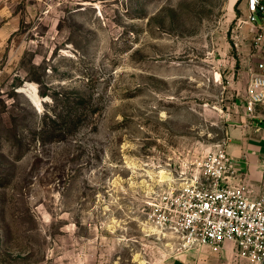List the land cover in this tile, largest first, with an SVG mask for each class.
<instances>
[{
	"label": "rangeland",
	"instance_id": "374dc122",
	"mask_svg": "<svg viewBox=\"0 0 264 264\" xmlns=\"http://www.w3.org/2000/svg\"><path fill=\"white\" fill-rule=\"evenodd\" d=\"M247 17L246 0H0V264L181 254L149 203L251 124L262 55ZM78 94L95 114L53 134ZM53 109L61 122L46 127ZM208 250L252 264L230 243Z\"/></svg>",
	"mask_w": 264,
	"mask_h": 264
},
{
	"label": "built area",
	"instance_id": "2783aa9c",
	"mask_svg": "<svg viewBox=\"0 0 264 264\" xmlns=\"http://www.w3.org/2000/svg\"><path fill=\"white\" fill-rule=\"evenodd\" d=\"M246 7V23L259 31L255 48L262 56L250 69L244 109L252 122L258 121L256 131H260L264 117L257 115V108L264 105V0H246ZM228 142L203 158L197 175L170 185L152 199L149 222L176 235L182 253L203 247L217 252L230 243L239 258L264 264V156L262 191L257 192L237 170L226 150Z\"/></svg>",
	"mask_w": 264,
	"mask_h": 264
},
{
	"label": "crops",
	"instance_id": "0c3cea01",
	"mask_svg": "<svg viewBox=\"0 0 264 264\" xmlns=\"http://www.w3.org/2000/svg\"><path fill=\"white\" fill-rule=\"evenodd\" d=\"M264 117V114H258ZM258 121L251 122V126L244 125L241 131L233 133L226 150L236 163V168L245 175V182L254 186L257 192H261L262 171L261 160L264 156V121L260 131H256ZM242 177V176H241ZM236 183V180H230ZM203 247L198 250H191L179 254L170 264H230L229 261L222 262L221 259L231 257L227 251L214 254ZM224 260V259H222Z\"/></svg>",
	"mask_w": 264,
	"mask_h": 264
},
{
	"label": "trees",
	"instance_id": "16d2710c",
	"mask_svg": "<svg viewBox=\"0 0 264 264\" xmlns=\"http://www.w3.org/2000/svg\"><path fill=\"white\" fill-rule=\"evenodd\" d=\"M59 101L60 100L54 99L56 108H59ZM66 103L68 104V109L66 111L67 116L64 128H61L60 130L53 128L58 122H61V115L57 113V109L49 110V114L44 115L46 127H52L53 134L58 132L59 135H64L68 132V130L75 129L78 125V122L81 121L82 118L87 117L90 114H95L96 112L93 110L91 101L87 100L80 94L68 99Z\"/></svg>",
	"mask_w": 264,
	"mask_h": 264
},
{
	"label": "bare ground",
	"instance_id": "6f19581e",
	"mask_svg": "<svg viewBox=\"0 0 264 264\" xmlns=\"http://www.w3.org/2000/svg\"><path fill=\"white\" fill-rule=\"evenodd\" d=\"M164 174V173H163ZM165 175V174H164ZM166 176V175H165ZM162 178H164V177H162ZM165 178H167V177H165Z\"/></svg>",
	"mask_w": 264,
	"mask_h": 264
}]
</instances>
